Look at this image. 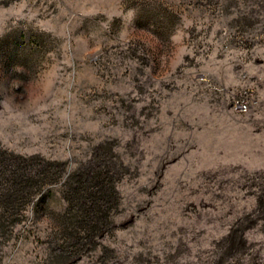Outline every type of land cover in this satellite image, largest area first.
<instances>
[{
    "label": "rangeland",
    "instance_id": "obj_1",
    "mask_svg": "<svg viewBox=\"0 0 264 264\" xmlns=\"http://www.w3.org/2000/svg\"><path fill=\"white\" fill-rule=\"evenodd\" d=\"M8 189L0 264H264V0H0Z\"/></svg>",
    "mask_w": 264,
    "mask_h": 264
},
{
    "label": "trees",
    "instance_id": "obj_2",
    "mask_svg": "<svg viewBox=\"0 0 264 264\" xmlns=\"http://www.w3.org/2000/svg\"><path fill=\"white\" fill-rule=\"evenodd\" d=\"M14 192L15 193H18V192H20L19 190L18 191H16V190H13V189H8V190H6L5 191V193H0V195L2 196V195H5V197L6 198H8V199H10V198H15L14 199V202L18 199V197L17 196H15V195H17V194H14ZM32 195V193H31V191H28V192H26V193H24L23 195H22V197L21 198H28V197H30ZM2 200V199H1ZM9 201V200H8ZM0 202H2V201H0ZM13 202V203H14ZM12 203V204H13ZM10 210V208H9V203L5 200V202H4V200H3V203H2V205H1V211H3V212H0V217H2V215L4 214V213H7L8 211Z\"/></svg>",
    "mask_w": 264,
    "mask_h": 264
},
{
    "label": "built area",
    "instance_id": "obj_3",
    "mask_svg": "<svg viewBox=\"0 0 264 264\" xmlns=\"http://www.w3.org/2000/svg\"><path fill=\"white\" fill-rule=\"evenodd\" d=\"M242 108H245V106H241Z\"/></svg>",
    "mask_w": 264,
    "mask_h": 264
}]
</instances>
